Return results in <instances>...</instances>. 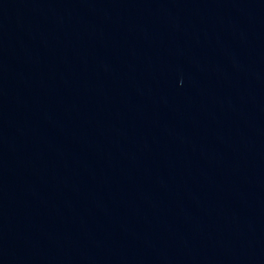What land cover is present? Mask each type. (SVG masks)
<instances>
[{"label":"water","instance_id":"obj_1","mask_svg":"<svg viewBox=\"0 0 264 264\" xmlns=\"http://www.w3.org/2000/svg\"><path fill=\"white\" fill-rule=\"evenodd\" d=\"M184 0H0V264H125Z\"/></svg>","mask_w":264,"mask_h":264}]
</instances>
